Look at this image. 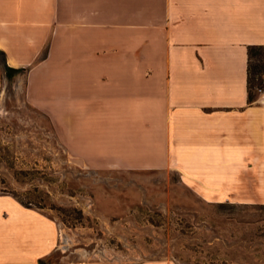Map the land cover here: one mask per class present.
I'll list each match as a JSON object with an SVG mask.
<instances>
[{"label": "crops", "instance_id": "crops-1", "mask_svg": "<svg viewBox=\"0 0 264 264\" xmlns=\"http://www.w3.org/2000/svg\"><path fill=\"white\" fill-rule=\"evenodd\" d=\"M108 20L137 21L136 62L108 64ZM252 45H264V0H0L6 62L27 69L28 100L70 148L93 164L173 169L209 202L264 203V94L249 102ZM82 76L91 82L77 83ZM89 117H108L100 139L88 138ZM105 143L101 160L95 149ZM59 239L49 214L0 194V264H40Z\"/></svg>", "mask_w": 264, "mask_h": 264}, {"label": "rangeland", "instance_id": "rangeland-1", "mask_svg": "<svg viewBox=\"0 0 264 264\" xmlns=\"http://www.w3.org/2000/svg\"><path fill=\"white\" fill-rule=\"evenodd\" d=\"M136 26L137 21L108 20V64L136 62ZM257 76L264 84V69ZM82 77L77 83L91 82ZM26 80L27 69L10 75L3 70L0 194L57 221L60 239L48 264H264V203L209 202L173 169L90 163L68 146L53 119L30 103ZM255 94L259 99L264 90ZM107 120L86 118L88 138L95 133L100 139ZM105 145L95 149L101 160H108Z\"/></svg>", "mask_w": 264, "mask_h": 264}, {"label": "trees", "instance_id": "trees-1", "mask_svg": "<svg viewBox=\"0 0 264 264\" xmlns=\"http://www.w3.org/2000/svg\"><path fill=\"white\" fill-rule=\"evenodd\" d=\"M5 52L0 49V64L5 70L7 75H10L15 71H22L25 68H15L9 66L6 62ZM264 59V45H252L249 47V67H248V89H249V102L255 101L256 94L258 90H264L263 78L257 75L262 73L264 69V63H254V59ZM24 204V203H23ZM28 206V205H26ZM40 264H48L47 260L41 259Z\"/></svg>", "mask_w": 264, "mask_h": 264}]
</instances>
